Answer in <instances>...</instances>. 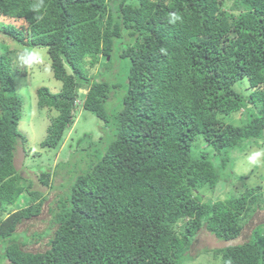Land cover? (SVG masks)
<instances>
[{
  "label": "trees",
  "instance_id": "16d2710c",
  "mask_svg": "<svg viewBox=\"0 0 264 264\" xmlns=\"http://www.w3.org/2000/svg\"><path fill=\"white\" fill-rule=\"evenodd\" d=\"M0 35L45 48L61 83L36 92L37 107L56 114L41 148L58 145L76 102L101 124L96 142L71 151L48 228L20 241L16 226L46 198L14 165L22 101L0 54V260L188 264L199 232L233 243L264 210L261 186L221 195L229 154L264 136V0H0ZM100 64L113 80L88 75ZM42 240L44 250L26 248ZM205 254L264 264V223Z\"/></svg>",
  "mask_w": 264,
  "mask_h": 264
},
{
  "label": "rangeland",
  "instance_id": "374dc122",
  "mask_svg": "<svg viewBox=\"0 0 264 264\" xmlns=\"http://www.w3.org/2000/svg\"><path fill=\"white\" fill-rule=\"evenodd\" d=\"M130 48V46L123 47V53L128 52ZM4 53L11 58L12 71L15 73V93L22 101L18 131L25 138V144L22 146L21 143H18L14 165L25 180L32 181V189L42 192L46 198L39 216L29 221H23L16 226V234L30 238L33 233H41L48 228L52 209L55 208V201L64 191L68 179L72 178L67 172L73 169L72 167L77 161L73 159L75 156L71 157V151L77 148L85 149L90 140L93 143L96 142L100 137L99 125L101 124L91 113L84 111L79 102H76L75 121L64 131L58 145L53 149L41 148V142L48 135L47 128L56 114L54 111L41 110L37 107L36 92L39 88L45 87L51 93H58L61 83L53 77L51 61L45 48H27L0 35V54ZM101 68H104L103 64L91 69L88 75H96L97 80L114 79L115 68L112 69L113 74L109 77L101 72ZM246 86L249 87L248 84ZM240 120L241 114H237L231 119L235 124ZM260 139V141H246L229 154L230 163L226 177L228 183L221 195L232 194L229 193L231 189L236 194L254 186H261L264 190V136ZM202 148L204 147L202 146ZM42 173L49 175L48 185L41 182ZM218 196L214 193V197ZM8 209H11L15 214L20 206L16 205ZM9 219L7 216L4 217V221ZM262 223H264V210L255 213L246 224L240 237L233 243H225L202 230L191 247V256H194L196 260L188 264H220L205 254L206 250L242 244L249 238L251 229ZM21 236L19 240L23 241L24 238ZM45 244L46 240L39 243L32 241L26 248L42 251L45 249ZM0 264H9V262L2 259Z\"/></svg>",
  "mask_w": 264,
  "mask_h": 264
},
{
  "label": "bare ground",
  "instance_id": "6f19581e",
  "mask_svg": "<svg viewBox=\"0 0 264 264\" xmlns=\"http://www.w3.org/2000/svg\"><path fill=\"white\" fill-rule=\"evenodd\" d=\"M247 84V83H246ZM250 93V92H249ZM222 262V261H221Z\"/></svg>",
  "mask_w": 264,
  "mask_h": 264
}]
</instances>
